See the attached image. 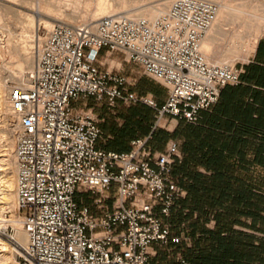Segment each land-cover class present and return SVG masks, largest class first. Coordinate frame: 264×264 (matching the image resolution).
Wrapping results in <instances>:
<instances>
[{
    "label": "built area",
    "instance_id": "2783aa9c",
    "mask_svg": "<svg viewBox=\"0 0 264 264\" xmlns=\"http://www.w3.org/2000/svg\"><path fill=\"white\" fill-rule=\"evenodd\" d=\"M218 10L214 0H173L155 18L114 13L45 30L34 69L10 93L19 118L17 210L28 241L12 222L6 227L17 233H0L19 249L20 264H151L154 242L180 241L165 220L185 192L174 174L179 142L157 150L150 134L128 151L106 149L100 119L78 102L147 104L156 112L153 130L165 115L198 123L223 86L241 82L237 63L211 62L202 48ZM104 50L123 52L164 84L165 103L105 68Z\"/></svg>",
    "mask_w": 264,
    "mask_h": 264
},
{
    "label": "crops",
    "instance_id": "0c3cea01",
    "mask_svg": "<svg viewBox=\"0 0 264 264\" xmlns=\"http://www.w3.org/2000/svg\"><path fill=\"white\" fill-rule=\"evenodd\" d=\"M133 65L128 71L138 82L132 88L165 103L167 87ZM241 70V82L223 86L198 123L165 115L154 132L155 109L147 104L78 102L100 119L107 140L98 144L106 149L128 151L132 140L150 134L157 150L171 139L179 142L183 157L174 173L185 192L165 220L181 239L154 242L151 264H264V35ZM122 104L131 111L118 114Z\"/></svg>",
    "mask_w": 264,
    "mask_h": 264
},
{
    "label": "rangeland",
    "instance_id": "374dc122",
    "mask_svg": "<svg viewBox=\"0 0 264 264\" xmlns=\"http://www.w3.org/2000/svg\"><path fill=\"white\" fill-rule=\"evenodd\" d=\"M45 1L47 0H29V2L27 1L28 3H25L24 0H0V94H6L10 96L12 88L23 81L19 80V76H27L28 73L31 72L30 67L26 65H23V67L17 66L19 56L15 47L19 45L20 47L25 46L27 50H32L33 47H35L36 50H39L41 43L40 40L44 36L45 30L49 27H47L46 24L35 15L33 8H43L45 6ZM87 1L89 2L88 4H86ZM97 1L98 0H55V3L57 5L61 4V8L59 7L61 10L70 8L71 10L75 9L83 11L85 9H94L96 7ZM108 1L116 5L119 0ZM159 1L160 0H127V3L129 4H127L126 8L122 9L121 12L130 14V12H132L130 10L138 5L148 3L150 4ZM220 1H226L236 5L242 4L245 5L246 8L249 7L247 10H251V8H257L259 12L264 13V0H216L218 6H220ZM87 20L90 21L91 18ZM228 20L229 21L226 22L225 26V34L220 36L221 39H218V43L216 45L217 53L212 55L210 58L207 57L211 62L216 63L220 54L232 43V39L235 34L238 32H242L244 35L249 34L250 26L248 22H253L254 18H251V16L247 17L246 14H243L239 17V19L238 17L234 18L231 15ZM78 21L83 20L79 19ZM58 22L61 21L53 20V23ZM33 27L36 28L34 32L32 31ZM243 56L244 53H242L241 58L236 59L234 62L230 61L228 63H237L238 66L241 67L242 61H244ZM125 58V54H123L121 51H115L110 55L102 52L100 61L105 68L115 72H123L125 75L129 76L134 81V83L138 82L135 79L136 76H131V72L128 71L129 65L132 66L131 68H134V63L131 61L128 62ZM13 69L15 70V74L12 73ZM144 84L150 85L152 83L149 80H146ZM117 110H119L117 111V113L119 112L118 114H124L131 111V108H128L122 104ZM108 114L110 115L109 120L112 122V120H114L115 114L110 112ZM154 114V121H156V112ZM15 119L16 118H13L8 114L4 108V105L0 102V154L6 153L5 158L8 156L6 159L8 165H4L5 162H0V168L2 169L7 166L14 168L16 176L17 173L14 156L15 147L11 146L13 134L16 136V131L18 130L17 125L16 129L14 130L15 125H13V122H15ZM160 124L161 121L159 122L158 127H161ZM2 200L3 193L0 190V215L6 220L12 218L13 216L18 217L19 213L17 210V200L15 199L16 205L14 207H10L8 205H4V207L2 205ZM90 201L91 198L88 202ZM3 231L7 232L8 234L17 233V229H13L10 226L8 228L6 227V229ZM0 238L7 242L6 250L2 251L5 252L6 256L3 255L4 257L0 258V264H20L19 249L6 237L5 234L0 233Z\"/></svg>",
    "mask_w": 264,
    "mask_h": 264
},
{
    "label": "bare ground",
    "instance_id": "6f19581e",
    "mask_svg": "<svg viewBox=\"0 0 264 264\" xmlns=\"http://www.w3.org/2000/svg\"><path fill=\"white\" fill-rule=\"evenodd\" d=\"M27 1L29 2V0H24L25 3ZM172 1L173 0H160L159 2H155V3L141 4V5H138L132 8V10H130L132 12L129 11L130 12L129 14L126 12H121V10L126 8L127 4H129L127 3V0H119L116 5L109 2L108 0H98L96 7L94 9H85L83 11L75 10V9L71 10L70 8L61 10L60 9L61 4L57 5L55 3V0H47L45 1V4H44L45 6L43 5L44 6L43 8L36 9L34 7L33 12L38 18H40L46 24L47 27L51 28L54 25L53 20H57L63 23L70 24V23H75L79 19L83 21H86L89 18H91V20H95L99 17L105 16L108 14H114V13H126L131 16L145 15V16H149L150 18H155L160 13L167 11ZM88 3L89 2L87 1L86 4ZM219 4H220L219 6L220 8L217 13V18L214 24L212 25L211 29L209 30L206 38L203 41V44H202L203 51L208 58H210L212 55H215L217 53L216 45L218 43V39L220 38V36L225 34V29H226L225 26H226V22L229 21L228 20L229 17L232 15L234 18L238 17L239 19L240 16H242L243 14H246L247 17L251 16V18H254L255 20V23H254V20L253 22L252 21L248 22L250 26L249 34L244 35L242 32H238L237 34H235L232 39V43L229 45L228 48H226V50H224L220 54V56L218 57L216 61V64H224L230 61L234 62L236 59L242 57V53H244L243 57L244 59H246L255 49V46L259 38L262 35H264V13L259 12L257 8H251V10H247L249 7L246 8V6L242 4L236 5L234 3H228L226 1L225 2L220 1ZM35 29L36 28L33 27L32 31L34 32ZM15 48L19 56L17 66L23 67V65H26L30 67L32 71L35 67V62L37 59L36 55H37L38 50H36L35 47H33L32 50H27L25 46L20 47L19 45H17ZM12 73L15 74L14 69L12 70ZM19 80L21 81L23 80L20 83V85H24L26 82V75L23 77L19 76ZM0 102L4 105V108L6 109L8 114L11 117L16 118L15 122H13V125H15V128H14L15 130L16 127L19 125V118H17L12 112L10 96L6 94H0ZM15 138L16 136L13 134V139L11 140V146L13 147H15L14 146ZM5 154L6 153L0 154V162H5L4 165L8 163L6 162L7 161L6 159L8 158V156L5 158ZM16 173H17V167H16ZM15 177L16 176H15L14 168H10L9 166L4 167L2 169L0 168V190L3 193V200H2L3 206L8 205L10 207H14L16 205V201H15L16 199L15 198L16 197V179ZM0 220H1L0 222L1 231L6 229L7 222H12L15 225V227H17L18 229V234H17L18 239L22 243H27L28 237H27V234L23 230L20 229L22 221L19 217L13 216L10 220H6L1 216ZM0 244H1L0 245V258H2L6 256L5 252H2V251L6 250L7 242L0 238Z\"/></svg>",
    "mask_w": 264,
    "mask_h": 264
},
{
    "label": "trees",
    "instance_id": "16d2710c",
    "mask_svg": "<svg viewBox=\"0 0 264 264\" xmlns=\"http://www.w3.org/2000/svg\"><path fill=\"white\" fill-rule=\"evenodd\" d=\"M153 125H154V123H152L151 125H150V127L151 128H153ZM155 130H153V132H154ZM174 171H175V167H174ZM175 174V173H174Z\"/></svg>",
    "mask_w": 264,
    "mask_h": 264
}]
</instances>
